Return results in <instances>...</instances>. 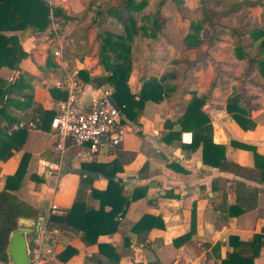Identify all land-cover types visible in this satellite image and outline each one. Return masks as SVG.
<instances>
[{"label":"crops","instance_id":"1","mask_svg":"<svg viewBox=\"0 0 264 264\" xmlns=\"http://www.w3.org/2000/svg\"><path fill=\"white\" fill-rule=\"evenodd\" d=\"M54 1L56 6L63 7L78 18L73 25L74 29L78 23L82 25L84 17L87 18L85 13L93 1L95 4L102 3V0ZM248 8L259 17L260 23L262 6ZM163 9L164 6L162 12ZM163 15L166 16L164 12ZM178 15L180 18L173 23L177 27L173 32L177 34L165 33L160 40L156 39L160 42L158 51L150 47L151 44L147 46L143 57L144 66H135L139 62L134 61V69L129 78L131 92L137 98L145 80L159 78L170 70L177 72L173 80L177 87L164 93L160 101L149 99L142 106H136L130 116L121 111V124L125 129L122 143L112 145L108 140L101 139L98 149L91 151L88 143L73 145L69 142L63 157L64 168L55 180L49 171L60 156L55 131L48 123L38 129L27 128L21 149H14L10 158L0 160V188H3L6 177L16 171L24 153L30 154L22 185L13 192L36 206L40 210L39 218L51 211L53 204L58 207L51 215H62L77 199L88 208L99 209L101 200L93 196L92 190L106 189L108 179L97 168L82 166L118 161L122 167L116 179H122L124 194L129 200L118 230L101 234L96 242L90 243L85 241L81 230L70 227L59 229L58 254L50 264H113L110 258L113 251L108 248L100 250V243L113 246L114 252L120 256L118 264H222L223 259L237 246L236 240L231 242L232 236L241 241H249L255 233L263 231L264 182L260 181L259 170L254 166L253 151L237 147L231 142L235 140L253 145L264 154V76L256 67L247 69V58L238 59L234 56V40L229 29H225L230 31L229 36L220 40L219 36L216 37L214 41L218 44L214 43L210 48L208 40L201 47L185 46L182 39L189 30L190 20L186 23ZM87 19L86 22L91 21ZM112 19L109 22L115 27L121 24ZM167 22L171 23L168 18ZM68 29L69 26L65 30L70 33ZM93 29L91 26L89 31ZM207 30L211 32L209 27H205L203 37L212 38V32L207 35ZM51 32L49 29L35 31L27 28L14 33L19 35L28 52L20 65L23 71L34 76L31 81L34 100L45 109L57 112L58 103L62 99H55L51 89L58 88L55 82L65 68L86 70L91 77L105 75L107 71L99 63L98 43L91 35L88 37L90 46L92 42L96 43L93 51L80 52L73 59L64 58V66L57 63V67H46L48 54L56 46ZM242 39L251 47L255 44L249 34ZM66 41L68 44L71 39ZM200 49L201 54L195 52ZM176 60H180V63H175ZM193 61L196 63L189 64ZM161 63L167 67H162ZM4 72L7 73V70ZM82 84L79 102L83 105L106 89L114 92L109 84L98 86L83 79ZM235 88L246 91L244 94L254 106L251 112L257 121L254 129H243L227 111V98ZM195 94H208L202 110L211 120L214 142L225 144L227 158L248 167L249 173L224 171L204 162L202 146L195 147L193 144V129L183 128L181 124L187 105ZM13 112L19 117L24 114L23 110ZM3 124L7 125L8 122L3 121ZM79 169L93 170L100 177L96 179L81 173ZM32 175L39 176L41 181ZM238 181L260 187L258 206L240 215H232L229 206L236 203ZM134 195L138 197L134 199ZM145 214L152 217L148 224H157L148 231L144 228L138 232L133 227ZM67 246L76 252L63 261L60 255ZM253 264H264V245Z\"/></svg>","mask_w":264,"mask_h":264},{"label":"trees","instance_id":"2","mask_svg":"<svg viewBox=\"0 0 264 264\" xmlns=\"http://www.w3.org/2000/svg\"><path fill=\"white\" fill-rule=\"evenodd\" d=\"M221 1H226L223 8H215L209 4L208 0H200L199 13L190 20L189 30L182 39L183 44L190 48L201 47L208 40L210 48L211 43L216 39L215 31L218 26L230 29L234 40V56L238 59L247 58V69L256 67L264 76V0ZM165 2L166 0H159L156 7L149 10L147 9L149 0H122L117 4L105 1L104 3L96 2L95 6L90 4L87 10L92 12V16L90 24L86 27L97 26L99 29L97 56L107 74L91 77L88 71L80 70L79 77L81 81L83 79L85 82H93L98 86L111 85L114 89L112 98L126 116H130L136 106H142L149 99L160 101L164 93L175 90L177 87L173 81L177 72L172 70L159 78L152 77L145 80L139 98L131 92L129 86V78L134 69V44L138 39H158L163 36L167 22V18L162 13ZM173 3L182 10V1L173 0ZM243 3L247 8L262 6L260 23L253 24L247 20L249 9L236 20V23H232L235 21L232 16L245 11L240 10V5ZM74 18L63 7L52 6L48 0H0V160H7L13 155L14 149H21L24 144L27 127H16L20 121L29 122L38 119V126L44 127L48 123L51 124L57 114L55 110L45 109L34 100L31 84L34 76L23 71L20 65L28 52L24 49L19 35L14 32L27 28L46 31L50 30L54 19L66 23ZM110 18L121 23L123 27L121 32H114L103 27ZM221 19L225 20L221 21ZM205 27L211 29L212 38L203 37L202 32ZM246 34L253 38L255 43L253 47L243 42L242 37ZM51 35L54 36V32H51ZM68 54H70L68 47L65 46L64 58L68 59ZM175 63L179 64L180 60H176ZM194 63L196 61L189 64ZM45 66L57 67L52 51L48 54ZM4 70H7V73ZM51 94L57 100L67 97V93L60 88H52ZM207 98L208 94L193 96L181 119L183 128L193 129V144L195 147L202 146L206 164L220 167L224 171L249 173L248 167L227 158L225 144L214 142L211 120L202 110ZM253 108L254 106L249 103L247 96L239 88H235V91L227 98V111L245 130L254 129L257 126V121L251 115ZM13 110H23L24 114L19 117ZM3 121L8 124L4 125ZM231 143L253 151L254 166L259 170L260 181L264 182V154L258 152L253 145L235 140ZM29 159L30 154L24 153L16 171L6 177L4 187L0 188V261L5 263L12 262L9 255L10 238L12 232L18 229L20 219L37 220L40 216V210L36 206L13 192L22 185ZM82 167L97 168L108 179L106 189L93 188L92 190L93 196L101 200L100 208H88L83 201L77 199L64 214L51 215L50 225L57 226L61 230L66 227L81 230L85 241L91 243L96 242L101 234L118 230L120 218L128 207L129 198L124 194L122 179H116L117 173L122 169L118 161L94 166L84 164ZM32 177L41 181L37 175ZM259 191L258 186H252L246 181H238L236 203L229 206L230 214L240 215L257 208ZM137 197V195L133 196L134 199ZM150 220L152 217L145 214L133 228L138 232L144 228L148 231L157 224H148ZM230 240L231 242L236 240L237 246L223 259L222 264H253L264 245V227L262 232L255 233L249 241H241L236 236H232ZM99 246L100 250L104 248L112 250L110 258L113 264L119 263L120 256L114 252L113 246L102 243ZM75 252L74 248L67 246L60 258L66 261Z\"/></svg>","mask_w":264,"mask_h":264},{"label":"built area","instance_id":"3","mask_svg":"<svg viewBox=\"0 0 264 264\" xmlns=\"http://www.w3.org/2000/svg\"><path fill=\"white\" fill-rule=\"evenodd\" d=\"M66 2V0H62ZM51 3V1H50ZM60 24L53 21V29L58 37V43L53 49V55L58 65L64 66V44L57 32ZM55 86L65 90L67 97L60 100L57 114L52 120V128L56 135V147L60 159L52 166L49 174L57 180L64 168L63 157L68 143L73 145L89 144L91 151H96L105 137L112 145H119L124 140L125 129L121 124V110L111 101V91L106 89L101 95L94 96L88 104L79 102V93L83 87L79 77V69L65 68ZM16 127L38 129V119L26 122L20 121ZM53 204L51 211L34 220L31 232L26 233L29 264H50L57 257L59 245V228L50 225V216L57 209ZM0 264H12L0 261Z\"/></svg>","mask_w":264,"mask_h":264},{"label":"rangeland","instance_id":"4","mask_svg":"<svg viewBox=\"0 0 264 264\" xmlns=\"http://www.w3.org/2000/svg\"><path fill=\"white\" fill-rule=\"evenodd\" d=\"M50 1H51V3H50ZM105 1L106 0H102V3H104ZM179 1H182L183 2L182 3V10H180L178 7H176L175 4H172L173 0H166V3L163 4V6H164L163 12L167 16V17L166 16L165 17L168 18V21H171V23L170 22L169 23L166 22V24H165L164 36H165V33L166 34L172 33L174 35L177 34L176 32H173L174 30L175 31L177 30V27L173 23L180 18L179 15H178V13L181 15L182 20L184 22H186V23L189 20H191L193 17H195L196 15H198V13H199L198 12V6L200 5V0H179ZM48 2L52 6H56L54 0H48ZM120 2H122V0H107L106 1V3H110V4H112V3L113 4H117V3H120ZM158 2H159V0H149V6L147 7V9L153 10L156 7V5L158 4ZM208 2H209V4L211 6H213L215 8H223L226 5V1H221V0L220 1H217V0H208ZM93 5H95V1H93ZM245 5L246 4H244V3L242 5H240V10L241 11L245 10V11L239 12L237 15L235 14V16H232V18L234 17V19H235V21H232V23L233 22L236 23V20L244 12H246V10H248V9L249 10L247 12V20H250L251 23H253V24L259 22V20H260L259 17L258 16H255L254 15V11L251 10V8L245 7ZM85 14H87V18L88 19L84 17V20H82V25H79V23H78V25H77V27L75 29L73 28V25L76 24V21L78 20V18H74L71 22H68L67 24L66 23H61L60 21L54 19L56 22H58L60 24V28L57 30V32L60 34V36L62 38L61 41L63 40L64 47L65 46L68 47V51L70 53V54H68V59H73L74 56H76V55L79 56L80 55V52L89 53V52L93 51V46L96 43L95 42H92V46H90L91 44H90V41H89V38H88L90 35L92 36V38L95 37L96 38V42L98 43V38H97V32L99 30L98 27L97 26H93L94 29L92 31H89L90 28H87L86 27V24H89L91 21L90 22L89 21L86 22L85 19L91 20L92 12H87ZM110 19H112V18H110ZM110 19L103 25V27L106 28V29H111V31L113 30L114 32H121L122 31V28H123L122 25L119 24V25H117L115 27L112 23L109 22ZM112 20H115V19L113 18ZM223 20H225V19H221V21H223ZM68 26H69V29L68 30L70 31V33H72L71 35H70V33H67L66 30H65L66 28H68ZM50 30H52V32H54V36L53 37L55 38V44H57L58 43V37H57V35H56V33H55L54 29H53V23H52V25L50 27ZM229 30L227 31L224 28L218 26L217 29H216V31H215L216 37L219 36L218 37L219 38L218 40H220V38H222V37H223V39H225L224 37L226 35L229 36V34H230V31ZM206 33H207V35H211V32H209L208 30L206 31ZM172 36L173 35H171L170 37L172 38ZM72 37L75 38V39L73 40ZM160 37H162V36H160ZM176 37H177V35H176ZM68 38H70L71 41H70V43L67 44L66 39H68ZM179 41L180 40L178 39V42ZM163 42H165V41H163ZM258 42H260V41H258ZM75 43H76V45H75ZM214 43L216 45L218 44L217 41H214V42L211 43V45H213ZM150 44H151L150 47H153V49L154 48L157 49V51L159 50L158 47H160V42H157L156 39L142 38V39H138L137 42L134 44V48H133V50L135 51L134 61L139 62V64L136 63L135 66H141V65L144 66V59H143L144 53L146 54L147 46H149ZM201 51H202V49L196 50L195 52L201 54ZM146 57L148 59V55ZM182 58H184V57H181V59ZM155 61L156 60H154V62ZM228 62H230V64H232L231 61H228ZM156 63H158V62H156ZM161 66L164 67L166 65H165V63H161Z\"/></svg>","mask_w":264,"mask_h":264},{"label":"water","instance_id":"5","mask_svg":"<svg viewBox=\"0 0 264 264\" xmlns=\"http://www.w3.org/2000/svg\"><path fill=\"white\" fill-rule=\"evenodd\" d=\"M113 104L119 108L118 104L111 98ZM102 140L105 137L101 138ZM83 174L94 178H99V173L89 169H79ZM34 226V220L29 218H21L19 227L12 232L9 244V255L12 264H29L28 246L26 233L31 232Z\"/></svg>","mask_w":264,"mask_h":264}]
</instances>
